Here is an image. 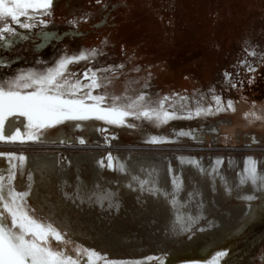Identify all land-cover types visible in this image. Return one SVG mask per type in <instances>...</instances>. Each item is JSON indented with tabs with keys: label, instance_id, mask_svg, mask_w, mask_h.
<instances>
[{
	"label": "rangeland",
	"instance_id": "374dc122",
	"mask_svg": "<svg viewBox=\"0 0 264 264\" xmlns=\"http://www.w3.org/2000/svg\"><path fill=\"white\" fill-rule=\"evenodd\" d=\"M30 13L47 24H37L31 31L20 30L30 38L18 39L10 49H0V59L14 61L0 66V78L13 76L20 69L51 66L63 55L96 49L101 54L94 60L80 61L70 69L82 74L89 67L123 65L113 80L123 82L122 89H127L128 95L145 92L156 100L178 93L188 99L174 98L177 109L184 104L187 108L182 115L187 116L188 111L193 115L160 127L130 117L128 122L136 127L110 126L107 132L118 139L109 146L92 139L84 145L0 142V152H106L111 148L112 153L133 150L170 155L264 156V0H57L50 16ZM41 31L62 38L34 52ZM253 52L256 55H251ZM245 59L255 71L249 72L241 63ZM213 95L221 97L222 105L231 101L232 109L216 112ZM210 104V114L195 116L197 107ZM212 124L218 132L215 136L207 134L202 143L151 145L140 135L142 130L175 135L174 128L202 129ZM60 126L48 131L54 134ZM65 131L75 134L68 128ZM253 139L259 143H251ZM228 248L223 264H264V217L231 239ZM206 257L201 254L197 258Z\"/></svg>",
	"mask_w": 264,
	"mask_h": 264
},
{
	"label": "bare ground",
	"instance_id": "6f19581e",
	"mask_svg": "<svg viewBox=\"0 0 264 264\" xmlns=\"http://www.w3.org/2000/svg\"><path fill=\"white\" fill-rule=\"evenodd\" d=\"M43 38L49 44L53 39L61 37L52 32L50 36L46 35ZM124 85L123 82L113 80L108 91L120 95L124 93L122 89ZM235 109L238 110L237 107ZM24 122L23 117H9L5 127L10 131L20 127L23 131ZM100 127L107 128V131L110 129V125L99 121L84 122L82 128L74 127V122L67 123L66 126L61 125L54 134L47 130L45 143L65 140L77 144L79 138H83L85 142L92 139L97 144H106L105 136L115 137L110 144L117 141V135L107 131L101 132L98 130ZM66 128L75 134L70 135L65 131ZM84 132L87 135L81 134ZM173 132L175 135L155 134L142 130L140 135L145 142L150 137L157 136L167 138L171 141L168 143L184 141L202 143L207 134L215 136L218 129L212 124L202 129L174 128ZM180 132H187L190 135H178ZM251 143L257 144L259 141L253 139ZM6 153L26 156L23 174L20 162L14 161L16 175L12 185L18 191L27 190L28 174L31 173L33 187L28 197L29 204L35 209L37 216L53 222L67 233L66 239L72 242L68 245V250L73 255H75L73 249L81 246L106 254L110 260H143L145 264H158L156 260L146 261L145 258L162 256L164 264H204L222 252L231 239L240 236L250 225L264 217V191L247 187L241 191L237 175L242 171L246 157H253L264 164V156L192 153L170 155L133 150L112 153L111 148L106 152L62 153L43 150ZM108 153L119 158L113 161L114 166L126 165L125 172L97 167L96 162L106 157ZM178 157L197 159L208 174L202 175L194 166L181 164ZM217 157L222 159V164H215ZM105 163L107 164V160ZM169 165L175 173L182 174L183 177V190L177 191L175 204L170 203L171 198L166 201L163 198H154L146 191L142 193L127 187L131 183L133 188L138 189V182L132 180L135 176L153 182L158 179L160 187L169 188L167 179ZM9 166L7 159L0 157V175L5 177V184L8 183ZM213 167L218 169V174L213 172ZM260 167L258 164V169ZM77 176L89 189L99 184L101 188L97 194L104 190L117 193L111 206L108 202H103L101 207L98 204H80L79 201L73 203L66 199L64 193L74 191ZM245 194L257 196L250 207L238 199V195ZM177 216L180 217L179 221ZM192 220L195 222L190 223ZM183 227H188L189 231H180ZM201 254L207 256L206 260L197 258H200ZM82 264H87L86 258H82Z\"/></svg>",
	"mask_w": 264,
	"mask_h": 264
},
{
	"label": "snow or ice",
	"instance_id": "6c2138e0",
	"mask_svg": "<svg viewBox=\"0 0 264 264\" xmlns=\"http://www.w3.org/2000/svg\"><path fill=\"white\" fill-rule=\"evenodd\" d=\"M99 2V0H97ZM53 0H0V49H10L16 40H26L30 37L27 32L31 31L37 24L46 25L47 21L37 20L31 12L39 11L40 15L50 16V8ZM23 18V19H22ZM71 23H75L74 21ZM40 37L50 36L51 33L41 31L37 33ZM101 53L96 49L84 50L76 55H63L59 57L51 66L42 68H27L18 70L13 76L0 78V142H10L20 144L45 143V133L47 130L73 123L74 127L82 128L84 122L99 121L110 126L136 127L134 123H129L128 118L140 119L154 126L160 127L174 119L191 118L193 113L187 112V116L182 115L187 106L182 104L177 109L174 98L187 101L188 97L173 93L171 96L165 95L153 100L147 93L141 92L136 96L124 93L117 95L108 91L113 82V77L123 65L108 66L102 69L87 68L82 74L72 71L70 65L80 61L91 62ZM251 55H256L255 52ZM247 66L249 72L255 71L251 64L245 59L241 61ZM0 66H6L0 59ZM139 71V69H137ZM111 73L112 75H102ZM225 76H230L225 73ZM87 81V83H85ZM236 85L233 84L232 87ZM103 90V91H97ZM95 93V94H94ZM216 112L232 109V102L228 101L226 106L222 105L221 97L213 95ZM234 110V109H233ZM213 106L207 108L197 107L195 116L204 113H211ZM9 117H23V131L17 127L14 131L7 130L5 127ZM101 132H106L107 128H98ZM178 135H190L187 132H180ZM114 136H105L106 145H110ZM171 142L167 138L152 136L146 143L159 145ZM61 145L71 143L70 141L60 140ZM79 143L84 145L86 142L79 138ZM0 157L7 159L10 165L7 169L8 183L5 184V177L0 175V264H82V258H86L87 264H145L143 260H110L106 254H101L95 249L76 246L70 254L68 245L72 242L68 239L67 233L60 230L53 222L42 219L36 215L35 209L29 204L28 197L33 187V177L28 174L27 190H16L12 181L16 175L15 160L23 165L26 156L17 153L0 152ZM107 160V164L105 163ZM119 160L111 153L96 162L98 168H108L111 171L125 172L126 165L114 166L113 161ZM181 164L187 163L194 166L202 175L206 173L203 166L195 158L178 157ZM223 161L217 157L215 164L220 165ZM258 164L261 167L258 169ZM213 172L218 174V169L213 167ZM167 179L169 188L159 186V180L155 182L142 180L139 177H132L133 181L138 182L139 187L133 188L132 184L127 187L140 192H147L154 198H163L175 204L177 191H182V174L175 173L171 165L167 169ZM239 187L243 191L246 187L264 191V164L253 157H246L244 167L240 173ZM75 189L72 193L65 192L66 199L73 203L79 201L80 204H98L103 206V202H108L111 206L112 200L117 193L111 190L100 191L99 184L89 189L87 185L76 177ZM65 184L67 182L65 181ZM151 185V186H148ZM231 189H229V192ZM238 199L245 202L250 207L251 202L257 199L256 195H238ZM180 217L177 216V221ZM192 220L190 223H194ZM188 232V227L180 229ZM224 255L223 252L218 253ZM146 261H158L164 264V258L148 256Z\"/></svg>",
	"mask_w": 264,
	"mask_h": 264
},
{
	"label": "water",
	"instance_id": "95a60500",
	"mask_svg": "<svg viewBox=\"0 0 264 264\" xmlns=\"http://www.w3.org/2000/svg\"><path fill=\"white\" fill-rule=\"evenodd\" d=\"M58 37H61V36H58ZM61 38H57V40H60ZM42 43H40V44H38V45H36L35 47H34V49H33V51L34 52H40V51H42L47 45H48V42L47 41H45L44 40V38H42ZM3 62L4 63H7V65H9V64H12L14 61H12V62H5L4 60H3ZM16 143H19V142H16ZM263 214H264V212H263ZM261 220V219H260ZM236 238V237H235ZM231 244H232V241H231ZM227 250H229V248L228 249H224L222 252L224 253V255H222V256H219V255H217L215 258H212V259H210V260H208V261H206V263H204V264H223L224 263V260H225V258L226 257H224V256H226L227 255Z\"/></svg>",
	"mask_w": 264,
	"mask_h": 264
},
{
	"label": "flooded vegetation",
	"instance_id": "af4514ba",
	"mask_svg": "<svg viewBox=\"0 0 264 264\" xmlns=\"http://www.w3.org/2000/svg\"><path fill=\"white\" fill-rule=\"evenodd\" d=\"M56 1H57V0H56ZM56 1H55V2H56ZM55 2H54L53 5H55ZM53 5H52V6H53ZM52 6H51V7H52ZM30 11H31V10H30ZM36 12H39V11L37 10ZM50 33H52V32H50ZM70 33H71V34H75L74 32H70ZM55 34H56V33H55ZM78 35H79V34H78ZM38 38L40 39V43H42V41H43L42 38H41L40 36H38ZM61 38H62V36H61ZM40 43H39V44H40Z\"/></svg>",
	"mask_w": 264,
	"mask_h": 264
}]
</instances>
